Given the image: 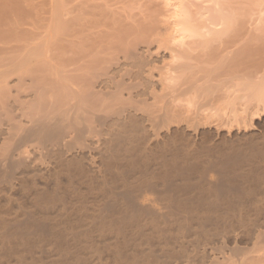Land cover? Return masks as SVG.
Returning a JSON list of instances; mask_svg holds the SVG:
<instances>
[{
  "label": "bare ground",
  "instance_id": "obj_1",
  "mask_svg": "<svg viewBox=\"0 0 264 264\" xmlns=\"http://www.w3.org/2000/svg\"><path fill=\"white\" fill-rule=\"evenodd\" d=\"M166 5L102 59L66 22L0 31V264H264V67H231V18Z\"/></svg>",
  "mask_w": 264,
  "mask_h": 264
},
{
  "label": "rangeland",
  "instance_id": "obj_2",
  "mask_svg": "<svg viewBox=\"0 0 264 264\" xmlns=\"http://www.w3.org/2000/svg\"><path fill=\"white\" fill-rule=\"evenodd\" d=\"M185 4L198 20L209 22V19L214 21L221 16L233 20L232 30L225 34L223 40L228 41L239 35V46L233 49L230 56V63H234L231 67L237 70L236 73L248 72L250 75V72L264 67V0H185ZM5 5L21 10V15L16 14L14 17L15 14H12L7 20L3 19L0 31L14 30L17 34L27 35L35 43L45 40L46 46L49 45L47 40L51 35L62 32L56 30L54 22H66L69 24L65 30L66 35L76 34L83 40L97 38L103 41L98 45L99 56L92 54L96 59L105 56L104 53L113 43L111 39L119 40L120 37L123 41L126 39V42H131L146 34V40L154 42L165 36L169 31L172 14V8L166 5V0H0V6ZM116 43L119 44V41ZM236 49H240L239 53ZM246 51L250 53L247 55ZM63 81L59 80V84L64 85ZM263 123L264 118L256 119L253 131H264ZM94 126L98 132L105 128L97 123Z\"/></svg>",
  "mask_w": 264,
  "mask_h": 264
}]
</instances>
